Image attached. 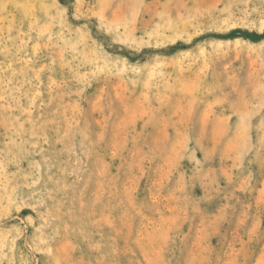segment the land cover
Wrapping results in <instances>:
<instances>
[{
    "label": "rangeland",
    "instance_id": "rangeland-1",
    "mask_svg": "<svg viewBox=\"0 0 264 264\" xmlns=\"http://www.w3.org/2000/svg\"><path fill=\"white\" fill-rule=\"evenodd\" d=\"M0 44V264H264V0H0Z\"/></svg>",
    "mask_w": 264,
    "mask_h": 264
},
{
    "label": "bare ground",
    "instance_id": "bare-ground-1",
    "mask_svg": "<svg viewBox=\"0 0 264 264\" xmlns=\"http://www.w3.org/2000/svg\"><path fill=\"white\" fill-rule=\"evenodd\" d=\"M63 18V17H62ZM36 28V27H35ZM63 28V27H62ZM12 33V32H11ZM15 44V43H14ZM1 45V44H0ZM9 47V46H8ZM12 47V46H11ZM22 49V48H21ZM23 50V49H22ZM1 51V50H0ZM32 57V56H31ZM9 71V70H8ZM49 72V71H48ZM26 73V72H25ZM2 74V73H1ZM15 79V78H14ZM10 84V83H9ZM10 86V85H9ZM3 93V92H2ZM4 95V94H3ZM14 95V94H13ZM42 97V96H41ZM1 112V111H0ZM27 116V115H26ZM56 123V122H55ZM54 123V124H55ZM60 124V123H59ZM47 126V125H46ZM59 133V132H58ZM54 138V137H53ZM77 138V137H76ZM104 138V137H103ZM23 139V138H22ZM38 142V141H37ZM25 143V142H24ZM97 149V148H96ZM62 157V156H61ZM50 161V160H49ZM87 161V160H86ZM47 162V161H46ZM60 165V164H59ZM51 166V165H50ZM75 168V167H74ZM105 172V171H104ZM45 173V172H44ZM59 178V177H58ZM46 180V179H45ZM2 181V180H1ZM111 181V180H110ZM21 183V182H20ZM20 185V184H19ZM40 186V185H39ZM65 186V185H64ZM1 187V186H0ZM56 188V187H55ZM23 193V192H22ZM15 196V195H14ZM71 198V197H70ZM26 199V198H25ZM116 200V199H115ZM31 201V200H30ZM96 201H98V200H96ZM0 204H1V202H0ZM42 204V203H41ZM18 205V204H17ZM31 205V204H30ZM65 206V205H64ZM3 207V206H2ZM17 207V206H16ZM69 210V209H68ZM114 211V210H113ZM72 211H70V213H71ZM81 212V211H80ZM110 213H111V211H110ZM66 215V214H65ZM69 216V215H68ZM59 217V216H58ZM29 222H31V221H29ZM47 223V222H46ZM84 230V229H83ZM21 231V230H20ZM39 234V233H38ZM40 235V234H39ZM88 235V234H87ZM51 237V236H50ZM85 237V236H84ZM87 239V238H86ZM43 240V239H42ZM108 240V239H107ZM108 242V241H107ZM106 242V243H107ZM25 243V242H24ZM127 243V242H126ZM107 245V244H106ZM5 253V252H4ZM24 257V256H23ZM96 257V256H95ZM99 260V259H98Z\"/></svg>",
    "mask_w": 264,
    "mask_h": 264
}]
</instances>
